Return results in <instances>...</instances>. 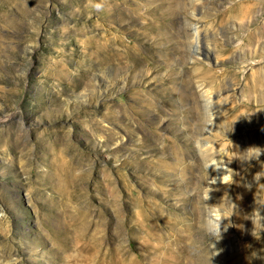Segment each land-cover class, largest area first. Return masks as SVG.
<instances>
[{"label":"rangeland","instance_id":"374dc122","mask_svg":"<svg viewBox=\"0 0 264 264\" xmlns=\"http://www.w3.org/2000/svg\"><path fill=\"white\" fill-rule=\"evenodd\" d=\"M255 148L264 0H0V264H264Z\"/></svg>","mask_w":264,"mask_h":264},{"label":"clouds","instance_id":"9594fccd","mask_svg":"<svg viewBox=\"0 0 264 264\" xmlns=\"http://www.w3.org/2000/svg\"><path fill=\"white\" fill-rule=\"evenodd\" d=\"M94 7L97 11H99L102 7L101 4L97 3V4H94ZM204 105L206 107V109H208L209 111L211 110V106H212V101H211V97L210 96H205L204 97ZM257 149V152L256 154L253 156L252 159H258L261 155V152L264 151L262 149H259V148H255ZM210 193L211 191H209L207 193V195L205 196V199L208 201L210 199ZM216 206H209V219L206 221L205 225H204V228H205V231L213 236V237H219V239L221 238V224H222V219H221V216L220 214L215 211ZM253 216H254V219L252 221L253 223V233L255 232L256 230V223L261 219L260 217V214L258 212V210L256 208L253 209ZM227 226H225V230H226Z\"/></svg>","mask_w":264,"mask_h":264},{"label":"bare ground","instance_id":"6f19581e","mask_svg":"<svg viewBox=\"0 0 264 264\" xmlns=\"http://www.w3.org/2000/svg\"><path fill=\"white\" fill-rule=\"evenodd\" d=\"M193 29V35H197V27L196 26H194V27H192ZM208 52V51H207ZM208 54V53H207ZM207 93H209V92H207ZM223 170V169H222Z\"/></svg>","mask_w":264,"mask_h":264}]
</instances>
